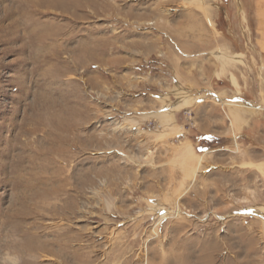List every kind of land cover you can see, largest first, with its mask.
Returning a JSON list of instances; mask_svg holds the SVG:
<instances>
[{"label": "rangeland", "instance_id": "374dc122", "mask_svg": "<svg viewBox=\"0 0 264 264\" xmlns=\"http://www.w3.org/2000/svg\"><path fill=\"white\" fill-rule=\"evenodd\" d=\"M262 12L264 0H0V264H264V131L244 135L264 113L232 134L214 104L219 140L174 130L172 115L189 61L219 71L223 41L264 62Z\"/></svg>", "mask_w": 264, "mask_h": 264}, {"label": "crops", "instance_id": "0c3cea01", "mask_svg": "<svg viewBox=\"0 0 264 264\" xmlns=\"http://www.w3.org/2000/svg\"><path fill=\"white\" fill-rule=\"evenodd\" d=\"M253 15L254 13H251L250 17H253ZM262 32L261 44L264 46V30ZM194 35L192 37V33H190L187 48L190 52L196 53L198 50L204 49V46H198L196 30H194ZM221 35L228 37V33L225 30H221ZM200 40L204 41L203 38H200ZM223 42L220 45L221 53L227 56V59L221 60L219 71L212 70L211 74H209L208 70L205 71L200 68L206 62L189 61L188 80L183 83L184 85L182 84L184 89L181 90L183 93L180 96L184 101L188 102L181 108L172 111L173 123L175 124L174 130L176 127L182 128L183 126L185 133L189 135L192 127L194 131L200 132L197 135L200 138L227 139L225 136L227 134L225 122L220 116L221 113L216 112L217 106L215 105L232 102V104L246 105L256 111L258 109V113H264V62L258 61L259 56L255 54L258 51L254 49H249L250 51H248L244 48L245 44L237 43L233 44L231 52L228 44ZM261 52L264 56V50ZM207 63L211 65L209 62ZM203 84H211V86H201ZM214 85L219 88V91L215 90L217 88ZM257 125L258 121H253L245 130L244 135L248 137V140L254 141L259 130L264 131V121L260 124L263 128L258 129ZM245 128L246 126L242 127V129ZM200 138L196 141L193 140V142L198 144L201 141ZM249 146L250 143L247 144V148Z\"/></svg>", "mask_w": 264, "mask_h": 264}, {"label": "built area", "instance_id": "2783aa9c", "mask_svg": "<svg viewBox=\"0 0 264 264\" xmlns=\"http://www.w3.org/2000/svg\"><path fill=\"white\" fill-rule=\"evenodd\" d=\"M234 104H230V103H223V105L221 106V110L222 113L227 121L228 127L230 128L232 134H234L235 132L238 131L239 126H245V124L247 123L248 119L246 118V122H244V118L243 115L247 110H252L253 108L248 107L246 105H242V104H237L234 107H238L240 108L239 110V115L236 111L231 110V106H233ZM152 123V121H150ZM237 138V137H236Z\"/></svg>", "mask_w": 264, "mask_h": 264}, {"label": "bare ground", "instance_id": "6f19581e", "mask_svg": "<svg viewBox=\"0 0 264 264\" xmlns=\"http://www.w3.org/2000/svg\"><path fill=\"white\" fill-rule=\"evenodd\" d=\"M209 11V10H208ZM211 12V11H210ZM211 13H213V12H211ZM260 14V13H259ZM262 14H264V12H262ZM261 14V15H262ZM208 15H209V18H210V23H209V25H210V28L212 29V28H214L215 27V23H214V21L211 19V15H210V13L208 12ZM210 29V30H211ZM260 29L263 31L264 30V22H262V25L260 26ZM213 36V35H212ZM225 36V35H224ZM210 37V36H209ZM219 40H220V38H219ZM218 41V40H217ZM216 41V42H217ZM217 44V43H216ZM214 47V46H213ZM221 47V46H220ZM219 48V47H218ZM211 49V48H210ZM220 51H222V50H220ZM228 52V51H227ZM226 52V53H227ZM213 53L215 54V55H213V56H215L216 57V60L217 59H219L220 58V60H223L224 58L225 59H227V56H224V55H222V53L220 52V54H218V52L216 51V50H214L213 51ZM226 55V54H225ZM229 56V55H228ZM231 56V55H230ZM210 57V56H209ZM232 57V56H231ZM211 59V58H210ZM209 61V60H208ZM224 61H227V60H224ZM212 62V61H211ZM224 65V64H223ZM262 212H263V214H264V208L262 209ZM263 216V215H262ZM263 218H264V216H263Z\"/></svg>", "mask_w": 264, "mask_h": 264}, {"label": "trees", "instance_id": "16d2710c", "mask_svg": "<svg viewBox=\"0 0 264 264\" xmlns=\"http://www.w3.org/2000/svg\"><path fill=\"white\" fill-rule=\"evenodd\" d=\"M192 140L196 141V140H197V138H196V139H192Z\"/></svg>", "mask_w": 264, "mask_h": 264}]
</instances>
